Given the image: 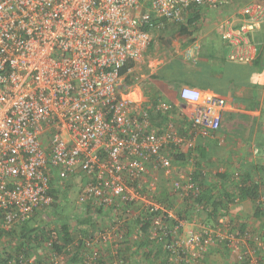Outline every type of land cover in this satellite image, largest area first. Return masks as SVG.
I'll use <instances>...</instances> for the list:
<instances>
[{"label":"built area","instance_id":"built-area-1","mask_svg":"<svg viewBox=\"0 0 264 264\" xmlns=\"http://www.w3.org/2000/svg\"><path fill=\"white\" fill-rule=\"evenodd\" d=\"M226 2L0 0V236L51 207L50 191L60 196L79 176L76 217L87 222L60 253L53 249L55 233H47L48 264H67L76 250L79 264H126L127 254L145 243L170 262L187 255L197 263L217 244L235 264H264L261 232L240 231L224 216L199 232L185 228L177 213L201 193L195 157L179 167L169 151H189L193 143L173 131L158 133L149 111L124 92L119 74L141 60L150 30L183 24ZM238 15V25L228 21L220 36L231 48L229 61L249 63V35L264 21V3L249 2ZM179 97L192 107L193 127L205 135L218 130L223 98L188 86ZM150 110L164 114L170 106ZM162 193L169 203L159 201ZM256 204L264 210V186ZM11 254L7 264H38L25 245Z\"/></svg>","mask_w":264,"mask_h":264},{"label":"crops","instance_id":"crops-1","mask_svg":"<svg viewBox=\"0 0 264 264\" xmlns=\"http://www.w3.org/2000/svg\"><path fill=\"white\" fill-rule=\"evenodd\" d=\"M249 2L264 0H227L220 9L194 12L189 16L190 24L166 23L160 30H150L148 47L141 60L121 76V86L136 106L149 111L158 133L173 131L193 143L192 157L201 165L193 167L195 176L201 174L197 181L210 195V202L225 208L221 212L234 226L255 233L263 230L264 220L254 216L251 200L235 195L240 184L264 178V21L249 35L254 53L249 63L229 61L231 48L220 36L228 21L238 25V13ZM185 24L187 30L182 33L180 28ZM184 86L224 99L226 107L217 131L205 135L191 125L192 107L179 97ZM156 103L168 104L169 112L153 114L150 109ZM175 151L188 154L185 148ZM187 219L185 228L189 231L199 232L207 223L201 216ZM143 248L127 252L126 264H235L227 250L217 244H209L197 263L187 255L170 262L157 247L145 243ZM47 261V252L39 250L38 264Z\"/></svg>","mask_w":264,"mask_h":264},{"label":"trees","instance_id":"trees-1","mask_svg":"<svg viewBox=\"0 0 264 264\" xmlns=\"http://www.w3.org/2000/svg\"><path fill=\"white\" fill-rule=\"evenodd\" d=\"M187 20H188V21H186L187 24H190L192 22V17H190ZM187 24L181 26L180 31L182 33H186ZM132 64L133 63H127L120 70V72H119L120 76L124 75L127 72V70L129 69V67H131ZM175 150L176 149L173 148V152L171 153V158H172L173 163L176 166L184 167L185 165L188 164L187 159L192 158L193 150L190 149L189 151H187L188 152L187 155L179 154ZM194 166H196V169H199V165H198L197 162L194 163ZM263 171H264V168H263ZM197 176L199 177V176H201V174L199 173V175H197ZM197 176H196V179H199V178H197ZM263 179L264 178L261 179L262 181L260 180L259 184H256L254 182H249V183H247L245 185H242L240 188H237V191H236V195L235 196L238 197L239 199H249V200H251L255 204V202L257 200L259 188H260V186H264V180ZM52 184L53 185H56V183L54 181L52 182ZM68 188L69 187H67L65 191H62V193L66 192L68 190ZM57 192H58L57 190H53V189L50 191V194L55 199L54 203L51 205V208H55L57 206V204H58V198L62 194L60 192L61 193L60 196L59 195L57 196L56 195ZM209 197H210V195H208L207 192H205L202 189V186H201V193L199 194V197L197 199H195V201H193L191 203L186 202L185 203V206H183V209H181L177 214L180 217H183V218H186V219H187V216H189V218H192V217H195L196 218V217L201 216V217L204 218V220H207L206 221L207 223L204 226H211L212 227L215 224L216 219L219 216H222V215H220V213H221V211H224L225 208L222 209L220 206H217L214 203V201L210 202ZM159 201H161V202L166 201L167 203H169L170 202V199L167 196V194L162 193L161 196H160V198H159ZM194 204H196V206ZM198 206H203V207L201 209H199V211H197V207ZM182 210H184V214H183V211ZM75 211H77V213H78V207H77V205H76ZM33 216H35V218L37 216L40 218L39 212H35V214ZM254 216L257 219H259V220L262 217H264V210H262L257 204L255 205V209H254ZM88 217H89V215L87 216V218ZM31 218L29 219L30 221H31ZM29 220L22 225V227L20 228V231H19L20 233L19 232H14V229H12L11 231H9V233H4L3 234V235L12 236V234L15 233L16 235H20V236H18V239H20V243L16 247V249L13 250L14 252H16L17 249L22 248L25 243L28 244L31 241L38 242L39 240L46 239V237H47L48 231H46V233H45V230H40L38 228L37 225H38V222L39 221L35 222L34 226L28 227V224L27 223L29 222ZM136 221H137V219H136ZM86 222H87V220H84V221L81 222V224H85ZM263 228H264V226H263ZM59 230H60V234H61L60 241H59L58 244H54L53 245V249L56 252H58V253H60L61 250L65 246H68L69 244H71L72 238H73V235H72V232H70L69 226L66 225L65 223L60 224ZM239 230L240 231H244V230H241V229H239ZM257 232H261L262 233V232H264V230H261V231L259 230ZM263 235H264V233H263ZM44 236H45V238H44ZM11 253H12V251L5 253L4 256L2 258H0V264H7V260L10 259L11 256L13 255ZM78 254L79 253L77 252V250L74 251V254H72V257L68 261V264H76L77 263L76 260H79ZM201 258H202V256H201Z\"/></svg>","mask_w":264,"mask_h":264},{"label":"rangeland","instance_id":"rangeland-1","mask_svg":"<svg viewBox=\"0 0 264 264\" xmlns=\"http://www.w3.org/2000/svg\"><path fill=\"white\" fill-rule=\"evenodd\" d=\"M198 165L199 167L201 166L200 163H198ZM81 183H83V180L79 176H74V178L70 179V181L68 182L69 188L58 198L57 206L55 208L49 207L46 210L39 211L40 218L38 216L35 218L36 215L33 216L31 218V221L29 220V222L27 223L28 227L34 226L35 222L39 221L37 225L38 228L40 230H45V233L46 231H48L49 233L54 232L55 237L58 239V241H60L61 236L59 230L60 224L65 223L66 225H68L72 234L76 228L82 229L81 227H83V224H81V222L77 220V211H75L76 200L79 193V186ZM174 203L176 204L178 203V201L174 200ZM220 215L225 217L226 213L221 212ZM21 227L22 226L14 228V232H19ZM18 236L20 235H16L15 233H13L12 236H0V258H2L5 253L16 249V247L20 243V239H18ZM45 241L46 239L39 240L38 242L31 241L28 244L25 243L24 245L28 249V253L36 257L37 260V252L39 250H43Z\"/></svg>","mask_w":264,"mask_h":264},{"label":"clouds","instance_id":"clouds-1","mask_svg":"<svg viewBox=\"0 0 264 264\" xmlns=\"http://www.w3.org/2000/svg\"><path fill=\"white\" fill-rule=\"evenodd\" d=\"M187 19H188V18H187ZM187 19H186V21H187ZM186 21H185V22H186ZM185 22H184V23H185Z\"/></svg>","mask_w":264,"mask_h":264}]
</instances>
